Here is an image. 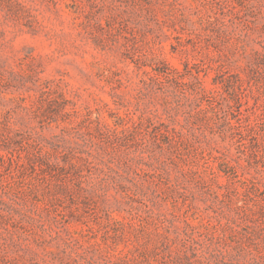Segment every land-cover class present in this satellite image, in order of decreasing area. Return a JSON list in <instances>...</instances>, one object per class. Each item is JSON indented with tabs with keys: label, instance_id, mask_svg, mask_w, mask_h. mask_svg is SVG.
<instances>
[{
	"label": "rangeland",
	"instance_id": "374dc122",
	"mask_svg": "<svg viewBox=\"0 0 264 264\" xmlns=\"http://www.w3.org/2000/svg\"><path fill=\"white\" fill-rule=\"evenodd\" d=\"M0 264H264V0H0Z\"/></svg>",
	"mask_w": 264,
	"mask_h": 264
}]
</instances>
